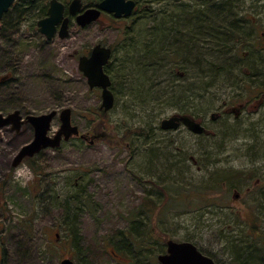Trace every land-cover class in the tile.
<instances>
[{
	"label": "rangeland",
	"instance_id": "1",
	"mask_svg": "<svg viewBox=\"0 0 264 264\" xmlns=\"http://www.w3.org/2000/svg\"><path fill=\"white\" fill-rule=\"evenodd\" d=\"M135 2L128 17L102 13L84 27L71 17L63 39L47 40L37 30L39 18L12 13L0 23V113L41 114L69 107L72 123L87 136L43 149L13 168L12 158L32 138L33 128L27 124L18 132L7 127L0 132V264H60L62 258L75 264H133L136 255L150 264L165 251L168 239L190 241L218 264H244L250 250L257 251L256 264H264V102L235 122L222 114L218 135L198 136L183 125L160 128L162 119L188 105L169 100L162 91L172 80L164 68L140 73L144 89L153 91L144 104L132 96L130 85L140 70L134 59L140 55L141 66L146 62L157 25L177 27L179 35L190 26L227 27L223 33L214 31L228 42L225 52L236 47L244 52L240 59L235 56L233 74L255 62L249 75L263 77L264 0ZM97 43L112 51L107 69L114 104L106 112L98 108L100 88H89L77 62ZM259 45L263 49H255ZM129 48L137 53H128ZM177 50L188 64V73L183 64L174 68L185 78L182 85L194 82L191 67L198 60L217 62L212 47ZM225 52L222 56L229 57ZM233 83L225 81L208 93L211 109L224 104ZM235 91L238 99L247 93ZM211 112L199 119L210 123ZM59 124L57 114L48 134ZM257 178L260 186L245 192ZM232 186L242 194L236 202ZM215 194L218 199H212ZM76 196L83 202L75 205ZM124 234L136 243L128 255L119 248Z\"/></svg>",
	"mask_w": 264,
	"mask_h": 264
},
{
	"label": "water",
	"instance_id": "2",
	"mask_svg": "<svg viewBox=\"0 0 264 264\" xmlns=\"http://www.w3.org/2000/svg\"><path fill=\"white\" fill-rule=\"evenodd\" d=\"M15 0H0V19L8 11ZM135 8L134 0H101L94 6L82 8L81 0H70L67 7L61 0H49L47 15L36 23L37 30L47 40L57 35L66 38L69 34V23L71 17L77 25L84 27L99 19L101 13L112 14L114 18L128 17ZM111 48L97 43L92 46L88 54L78 57V69L86 78L90 89L100 88L101 103L99 109L106 112L114 104V94L110 89L111 80L104 71V66L110 59ZM58 114L59 127L53 135L48 132L53 118ZM72 111L69 107L59 112L50 110L41 114H27L26 121L33 127L32 138L23 144L12 158L11 166L17 167L24 158H30L46 148H56L62 141H68L71 137L79 135V129L71 121ZM182 123L193 133H203V126L196 122L190 115L175 114L160 121L161 129H177ZM12 125L18 129L21 125L20 111L15 109L7 114L0 113V127ZM81 138L86 137L81 134ZM92 142V141H91ZM160 264H214L213 260L201 253L190 241H166V252L157 255ZM60 264H75L71 258H62Z\"/></svg>",
	"mask_w": 264,
	"mask_h": 264
},
{
	"label": "trees",
	"instance_id": "3",
	"mask_svg": "<svg viewBox=\"0 0 264 264\" xmlns=\"http://www.w3.org/2000/svg\"><path fill=\"white\" fill-rule=\"evenodd\" d=\"M65 7L67 6L66 0H61ZM83 7H89L94 6L97 2L101 0H83ZM48 2L49 0H15L13 4L10 6L7 12H5L0 19V23L4 21L7 15L12 13H17L18 17L21 16H27V17H33V18H43L47 15V8H48ZM136 3V2H135ZM137 5V3H136ZM224 9V8H223ZM227 10H222V12L226 13ZM215 13V11H212ZM228 12V11H227ZM215 19L220 18L218 15H214ZM223 18H225L223 16ZM226 20V19H225ZM223 23V22H222ZM156 27V28H155ZM152 30V38L151 41L152 47L148 50V53H145L144 56L146 57V62L143 63L141 66L140 62V55L136 56L135 59L137 62L134 63L136 67H138L140 70L138 74H136V79H134L133 83L131 82V94L136 99H140V101L144 104V100H147V97H149V93L152 91V88L148 90V93L146 89H144L143 81V71L149 70V69H158L164 68V71H167L166 73L172 77V80L169 82L168 85H170L169 89L167 85H163L162 91H165V93L169 96V100L173 102H187L188 105L185 103L179 107L180 112L188 115H195L196 112L201 114L206 112L211 108V103L209 100V97L207 96L208 93L212 91V89L219 88L220 85L227 81L229 82L232 77H234L233 71L236 69L235 63H236V57H234L235 51H226L225 49L228 46V42H224L221 38L218 37L219 34H216L214 32L215 30L219 33L226 32L227 27L223 28H216L209 29V28H202L204 25H199L198 27L194 28L193 26H190L187 31L179 35V29L177 27H172L171 30L167 28L166 26H155ZM166 27V28H165ZM236 28V27H235ZM237 29V28H236ZM235 29V30H236ZM234 30V31H235ZM170 32V33H168ZM233 30L230 32V35L232 34ZM166 34L169 36L167 37ZM212 37H218L219 41L216 42H210V38ZM223 38V37H222ZM155 40V41H154ZM136 47V46H135ZM170 47H173L171 53H169ZM204 47H212V54L215 56V59L217 58L216 64L211 63V61L202 59L198 60L195 64H192L191 71H193L194 82L188 84V85H182L183 77H179V74H176L174 71L175 67L181 66L183 64V72L188 73V64L186 62L185 55H182V52H178V48H183L187 51H193L194 48L198 49L200 52V49ZM137 48H129L128 53L136 54ZM226 53L229 57L222 56ZM83 54V53H82ZM233 54V55H232ZM131 55V56H132ZM212 56V55H211ZM139 57V58H138ZM210 57V55H209ZM212 58V57H211ZM108 64V63H107ZM107 64L104 66V71L108 74ZM187 65V66H186ZM193 65H195L193 67ZM147 67V69H146ZM142 73L143 75H141ZM109 75V74H108ZM174 77V79H173ZM178 77V80H177ZM189 77V76H188ZM140 78V79H139ZM173 84V87L171 86ZM136 87V88H134ZM153 92V91H152ZM148 94V95H147ZM133 98V99H135ZM194 100L196 101L194 103ZM194 103V104H193ZM191 106V107H190ZM175 107V106H174ZM72 202L76 205L75 202H83L80 198H73ZM151 206L147 207L150 208ZM121 240H119V248L123 249V251L127 252L128 254H131V247H135L136 244L132 238H130L128 235L124 234L121 235ZM126 239L127 241L123 240ZM135 243V244H134ZM255 261V260H254ZM149 263V261H148ZM87 264V262H85ZM133 264H145L142 261L138 259V256L136 255L134 257ZM150 264H158L157 261Z\"/></svg>",
	"mask_w": 264,
	"mask_h": 264
},
{
	"label": "flooded vegetation",
	"instance_id": "4",
	"mask_svg": "<svg viewBox=\"0 0 264 264\" xmlns=\"http://www.w3.org/2000/svg\"><path fill=\"white\" fill-rule=\"evenodd\" d=\"M101 15H100V17H101ZM256 39L260 40L261 38H256ZM254 43H257V40ZM235 49H236V51L234 52L233 56L234 57L236 56L238 59H240L242 57V53H244V52L241 53L239 51L238 47H236ZM255 49L259 50V49H263V47H261V45H259L258 47L255 46ZM252 65L255 66L256 63L252 62L249 65H247L244 69L239 70V74L237 76L234 74V77H236L235 79H237V80L233 79L234 77H232V81L234 83H233V85H231V89H230L231 94L229 95L227 100L224 101V104L222 106L215 107V108L213 107V109H211V108L209 109L212 111L210 113V123L206 122V121H202V119H199L200 116H199V113H197V112L193 116L190 115L196 122L200 123L204 128L203 133L196 134V133L192 132L193 134L198 135V136L199 135H205L207 137H209V136L212 137L213 135L214 136L218 135L220 133L218 122L224 120V118L222 117V114H224L226 116H232L231 121L235 122L238 119H240L242 113L246 112V110L249 111V115H251L253 110L257 111L261 107L262 102H264V76L261 77L260 75H258L256 73H252L251 75H249L250 70L248 67H250ZM239 66H241V64ZM237 88H241L247 92L246 95L244 97H242V99H238L237 94H233L234 92H236L235 90H237ZM260 95H261V97H260ZM209 110H207L206 112L201 113V114L206 115ZM20 114H21V125L19 126V128L17 130L13 129L12 125L9 124V125H5V126L0 127V132H3L4 128H6V127L9 131L18 132L22 126L29 124L25 119L26 114H23L21 112H20ZM176 114H184V113L181 112V113H176ZM172 115H175V114H172ZM180 125H182V123H180L179 126ZM231 127L227 126V127H225V129L230 130ZM163 130H165V129H163ZM166 130H172V129H166ZM223 133H226V132H223ZM81 134L82 133L79 130V135L73 136V137H80ZM85 137H87V136H85ZM26 159H29V158H26ZM238 171H240V170H232L233 173H238ZM262 171L264 173V170H262ZM242 174L244 175V173H242ZM260 180H261V178L255 179L254 185L247 186L245 188V192L250 193L254 189L258 188L260 186V183H261ZM263 182H264V180H263ZM232 189L233 190H232V194H231V199L233 202H236L242 198V194L236 189L235 186H232ZM211 197H212V199H215V198L218 199L219 198V196L216 194L214 196L212 195ZM252 199H253V201H255V199H257V197H252ZM194 245L196 246V248L201 253L210 257L213 260L214 264H218L212 256H210L207 253H205L204 251H202V249L199 248L196 244H194ZM262 247H264V246H262ZM262 247L259 246L257 248L260 251V249ZM165 252H166V250L164 252H161V253H165ZM161 253H159V254H161ZM256 254H257L256 250H250L249 253L247 254V257L243 260V263L244 264H256V262L254 261L255 260L254 257L256 259L258 258V256H256ZM156 260H157V256H156ZM157 262H158V264H160L158 260H157Z\"/></svg>",
	"mask_w": 264,
	"mask_h": 264
}]
</instances>
